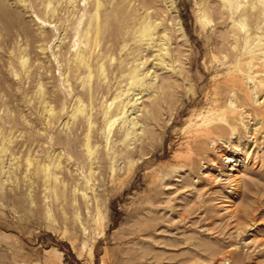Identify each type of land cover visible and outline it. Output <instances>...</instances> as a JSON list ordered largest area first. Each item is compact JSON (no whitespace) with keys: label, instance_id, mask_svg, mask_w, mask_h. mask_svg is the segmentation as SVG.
Instances as JSON below:
<instances>
[{"label":"rangeland","instance_id":"obj_1","mask_svg":"<svg viewBox=\"0 0 264 264\" xmlns=\"http://www.w3.org/2000/svg\"><path fill=\"white\" fill-rule=\"evenodd\" d=\"M0 264H264V0H0Z\"/></svg>","mask_w":264,"mask_h":264},{"label":"bare ground","instance_id":"obj_2","mask_svg":"<svg viewBox=\"0 0 264 264\" xmlns=\"http://www.w3.org/2000/svg\"><path fill=\"white\" fill-rule=\"evenodd\" d=\"M99 19V18H98ZM99 26V25H98ZM148 29V28H147ZM151 31V30H150ZM149 35V34H148ZM84 59V58H83ZM83 59L81 61H83ZM82 63V62H81ZM84 64V63H83ZM103 68V67H102ZM105 71V70H104ZM134 72V71H133ZM136 75V74H135ZM135 79V77H133ZM204 123V122H203ZM208 129V128H207ZM90 147V146H89ZM90 149V148H89ZM92 155V154H91Z\"/></svg>","mask_w":264,"mask_h":264}]
</instances>
